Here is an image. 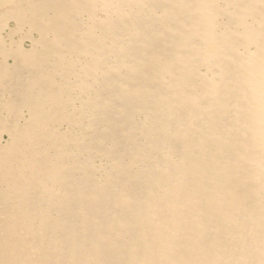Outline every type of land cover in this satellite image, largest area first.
I'll return each mask as SVG.
<instances>
[{
  "label": "bare ground",
  "instance_id": "1",
  "mask_svg": "<svg viewBox=\"0 0 264 264\" xmlns=\"http://www.w3.org/2000/svg\"><path fill=\"white\" fill-rule=\"evenodd\" d=\"M0 264H264V0H0Z\"/></svg>",
  "mask_w": 264,
  "mask_h": 264
},
{
  "label": "rangeland",
  "instance_id": "2",
  "mask_svg": "<svg viewBox=\"0 0 264 264\" xmlns=\"http://www.w3.org/2000/svg\"><path fill=\"white\" fill-rule=\"evenodd\" d=\"M26 45H27V43H26ZM5 139H7V135L6 134H2V140H5Z\"/></svg>",
  "mask_w": 264,
  "mask_h": 264
}]
</instances>
